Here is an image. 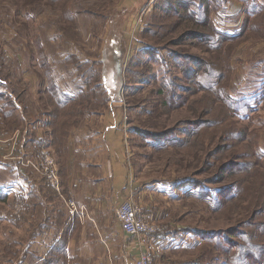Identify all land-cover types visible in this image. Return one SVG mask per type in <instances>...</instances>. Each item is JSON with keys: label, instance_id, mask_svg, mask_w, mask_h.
Here are the masks:
<instances>
[{"label": "rangeland", "instance_id": "1", "mask_svg": "<svg viewBox=\"0 0 264 264\" xmlns=\"http://www.w3.org/2000/svg\"><path fill=\"white\" fill-rule=\"evenodd\" d=\"M131 2L0 0V186L12 187L0 189V264H13L14 260H19L24 253V244L28 243L35 228L41 227L45 217L52 218V214L58 212L65 217L66 211L68 218L74 221L72 217L78 215L70 212V201L84 207L81 217L78 216L80 220H77L80 225L73 227L72 236L77 242L74 264H83L86 260L83 254L89 242L94 256H102L104 244L97 239L95 232L97 229L113 230L111 225L105 227V222L119 219L120 204L129 198L139 199L132 195L116 198L111 193L105 197L107 208H102L93 220L86 204L79 205L76 197L63 188L59 162L51 152L53 139L50 130L53 128L50 125L57 130L58 122L45 116V111L54 117L57 110L60 122L66 121L68 125L78 123L77 127L82 124V116L88 113L90 103L80 101L85 95H92L90 89L100 79V74L101 82L106 81V106L101 113L89 115L103 114L112 119L111 123L122 126L124 164L129 171H134L144 190L153 189L152 196L139 199L135 204L142 216L155 226V231L140 237L128 236L123 231L126 237L137 238L132 241L139 243L145 239L142 241L144 251L150 253L153 264H198L194 262L196 258L199 264H217L211 261L215 255H222L219 264L225 261L230 264L228 255L216 250L202 255L207 245L200 242L202 232L224 231L227 234H220L219 239L232 236L234 250L239 254L247 252L249 236L251 242L259 246L250 255L251 264H264V235L259 233H264V13L249 18L239 38L211 50L190 37L200 29L196 28L194 20L174 15L173 11L160 18V11L166 8L165 5L159 6L161 0H149L140 5L134 18L129 19ZM175 2L171 0L167 5L174 6ZM213 20L218 24L216 16ZM162 24L171 25L172 31L169 28L167 34L162 35L158 28ZM201 28L203 32H210L206 26ZM222 31L230 35L238 33ZM123 32L128 44L122 48L124 54L118 56L119 48L108 45L109 36L119 38ZM145 48H151L150 52L156 56H146L147 53L142 52ZM173 52L206 59L226 71L225 90L231 98H242L247 105L235 111L223 101L228 96L196 93L197 87H192L183 74V65L194 67V63L187 59H183L184 62L173 60L170 55ZM119 57L121 67L117 65ZM100 60L104 63L100 64ZM54 83L62 96V103L69 102L65 109H56L55 98L48 92ZM168 88H173L178 97L171 106L165 101L170 95ZM95 91L96 102H103L99 94L103 93L98 87ZM41 104L43 112L40 117ZM204 108L212 109L213 119L221 121L217 128L202 132V145L206 146L204 152H199L195 145L186 149H153V145L159 146L163 140L150 137L169 130L180 134V128H190L189 123H181L197 119L202 109V118L211 120L212 115ZM7 111L11 114L8 115ZM119 116L121 121L116 122ZM111 123H107L105 132L109 131ZM232 124L237 128L245 126L244 130L250 131V143L241 142L233 149L224 148L214 165H209L206 162L209 160L207 148L210 144L212 147L226 144L219 137L231 131ZM111 129H115L114 125ZM102 138L106 135L103 134ZM40 140L44 143H38ZM257 148L262 158L238 157L253 153ZM106 149L109 156L110 147ZM233 151L237 153L233 155ZM50 160L55 162L54 168L48 166ZM223 162H231L225 170L229 171L232 166L237 169L221 176L219 164ZM240 162L253 165L251 168L249 164L241 167ZM185 177L203 183L204 200L208 196L215 197L208 190L214 192L216 188H222L218 208H212L214 201L210 206L198 198L190 185L178 187ZM21 183L27 186V191L19 195ZM92 186L97 187L96 183ZM261 192L262 196H259ZM95 201L99 202L100 198ZM42 202L47 203V207ZM141 203H147L148 207H142ZM253 210L258 215L249 218ZM55 219L56 216L53 221ZM82 231H89L87 234H93V238L78 239L77 232ZM159 244L160 250L162 246H169L165 253H154L157 249L154 247ZM211 247L215 248L213 244ZM140 253L141 250L137 251V255ZM58 264H64L61 257Z\"/></svg>", "mask_w": 264, "mask_h": 264}, {"label": "crops", "instance_id": "2", "mask_svg": "<svg viewBox=\"0 0 264 264\" xmlns=\"http://www.w3.org/2000/svg\"><path fill=\"white\" fill-rule=\"evenodd\" d=\"M148 1L132 0L129 8V12L131 13L129 19L134 18L135 14L140 9V5H144ZM222 10L224 11L222 12ZM262 13H264V0H227L222 8L212 13V19L213 16H216L218 22V24L214 22L216 28L221 30L225 29L228 32L234 33L235 31L238 32L237 30L243 31L246 22L248 25L249 18L261 15ZM237 20H240V23H238L239 21L237 22ZM72 21L74 22L75 20L73 19ZM241 24L242 27H240ZM122 37L119 36V38H116L115 36L110 38L109 36L110 41L108 45L113 48L118 47L119 54L122 47H127L128 44L124 32ZM119 54L117 55L120 56ZM99 62L100 64L104 63L103 60ZM104 84L106 85V81ZM54 85L57 84L54 83ZM105 106L106 105H102L101 107H97V109L94 108V111L88 108V113L82 116V124L77 127L76 125L78 123H71L68 125L66 121L60 122L57 110L55 118L50 113H44L45 116H50L51 119H56L58 122L57 130H55L54 125H50V127L52 126L53 128V130H50L53 139L51 142V152L54 158L56 157L57 163L59 162V174L61 176L60 179L63 181V188L69 190L70 193L76 197L79 205L86 204L89 215L93 220L96 214L101 213L102 208H107L108 203L106 204L105 197L111 196V193H114L116 198H121L124 195H132L135 199L139 198L140 200L153 195V189L144 190V188L140 186L138 178L135 177L134 171H129L124 164L125 156L122 154L123 144L120 132L122 126H120L119 123H111L112 119L105 118L103 114L89 115V113H101ZM61 107L64 108H59V106L56 105V109H65V107H68V104ZM40 109H43L42 104L40 105ZM38 114L41 117V111H39ZM106 116L109 118V115ZM39 120H41V118H39ZM116 120V122H120L121 117H117ZM109 121L114 125L115 129H111L113 127V125H111L110 129L106 127L109 131L105 132L104 128ZM60 124L68 126L65 130L66 134H61ZM92 127L91 135H88ZM103 134L106 135V138H102ZM42 143H44L43 140ZM107 147H110L111 151L109 156L107 155ZM94 183H96L97 187L92 186ZM3 187H5L6 190L12 188L6 185L0 186V189H3ZM24 191H27V186L21 183L19 195L24 194ZM98 198H100V201H95V199ZM148 201L149 200H147V202ZM44 203L45 202H42V204ZM46 205L47 203H45V206ZM142 205L148 207L147 203L146 205L141 203V206ZM77 215L81 217V213ZM55 216L56 219L53 221ZM78 216L72 217V219L74 221L80 220ZM74 221L68 218L66 211L65 217L59 214V212L57 214H52V218L45 217L41 227H39L38 230L35 228L31 236L29 234L30 239L27 241V246L24 244V253L20 255L18 258L19 260H14L12 263L58 264L59 258L61 257L64 264H74L76 254L74 249L76 247L75 243L77 242L75 241V236H72L73 227L80 225V222ZM107 225H111L113 230L102 231L97 229L98 232L94 231L97 234V239L102 241L101 243L106 246L102 244L105 248L102 252L103 255L101 256V254H99L98 256H94L91 243L89 242L86 244V251L84 254L82 253L86 258L83 264H135L136 258L140 255H137V251L141 250V252H144L145 248L142 241L146 240L143 239L139 243L136 240H134V242L132 241L137 238H133L132 240L127 238L117 218H114L112 221H106L105 227H107ZM87 233H89V231L77 232L79 235L78 239L81 237L84 239H92L93 234L88 235ZM202 241L203 239H201L200 242ZM167 245H170L169 242H167ZM167 248H169V246H162V250H160L159 244L154 247V249H156L154 253L156 251L165 253ZM72 250L73 258L71 257ZM106 255L109 257L106 258ZM225 262L228 263V261ZM225 262H222V264ZM217 264H219V262Z\"/></svg>", "mask_w": 264, "mask_h": 264}, {"label": "trees", "instance_id": "3", "mask_svg": "<svg viewBox=\"0 0 264 264\" xmlns=\"http://www.w3.org/2000/svg\"><path fill=\"white\" fill-rule=\"evenodd\" d=\"M49 2H56L59 0H48ZM171 0H161L160 5H165V9L162 8V14L159 15L160 18H163L164 16H168L170 15V13L173 11L174 15H177L179 17H185L187 19L190 20H194L195 26L196 28H200L198 29V32L195 30L193 33H191V38H194V40L198 41L201 45H206L209 49L211 50H217L220 47H223L222 45L227 42L230 43L231 41H234L235 39L239 38L241 33L243 31H238V33L230 35L225 31H222L221 29L216 28V26L214 25V21L212 19V13L220 8H222V6L225 4V2L227 0H176V5L172 6L171 4L167 5V3H169ZM60 7H63L61 5H59ZM160 10V9H159ZM210 29V32H203L201 27H205ZM160 30H162V35L167 34L169 28H171L170 31H172V26L171 25H160L158 27ZM159 32V31H158ZM123 48V47H122ZM167 49V48H164ZM151 48H145L142 52L147 53L146 56L148 55H152V56H156V53L153 55L150 52ZM124 54V50L121 49L120 52V56H122L121 54ZM150 53V54H149ZM172 59L175 61H182L184 62L183 59H187L186 61H190V63H194V67H192V65H190L189 67L186 65H183V74L185 75V78L187 80H190L192 87H197V92L199 91L203 94H216L219 95L220 97H224V96H228L225 98L224 103L225 105L229 108L230 106H232V110L238 111L239 107H244L246 102L242 99V98H238V99H234L231 98V96L227 93V89L225 90V86L224 84H226V80H227V72H223L221 68L215 66L214 64L212 65L209 61H207L206 59L203 58H193V57H189V56H183V53H176L173 52L170 54ZM181 62V63H182ZM123 63V62H122ZM78 64H81L80 62H78ZM117 65H119V67H121V61H120V57L118 59ZM195 69H197V72H195ZM196 73V74H195ZM195 74V75H194ZM226 74V76H225ZM90 78V77H89ZM88 78V79H89ZM101 74H100V79L98 81H95V86L93 88L90 89V92H92V95H85L84 99L80 102H88L90 103V106L88 108L91 109V111H94L93 109H97V107H101L102 105H106L105 103V99H106V94H107V90H106V85H104L103 82H101ZM89 83V87H91V83ZM98 87L99 92L101 91L103 93V95L101 93H99L103 99V102H96L94 93H97L95 91V88ZM54 98L56 101V104L59 106V108H64L61 106H64L66 104H69V102H64L62 103V96H60V94L56 91V88L54 86V84L49 86V91H48ZM168 93L169 98H166V104L171 106L174 104V101L176 99H178V97L176 96V94L174 93V89H169L168 88ZM72 100V99H71ZM73 101H79L77 99H74ZM187 102V100H186ZM243 102V103H242ZM176 103V101H175ZM185 103V102H184ZM242 105V106H239ZM247 105V104H246ZM87 108V109H88ZM204 110L206 112H209L210 115H212L213 110L212 109H207L204 108ZM201 111V110H200ZM203 111V109H202ZM201 111V112H202ZM43 112V111H41ZM47 113H49L48 111H45ZM201 112L199 113V117L193 121L188 122V120L186 122H182L181 124H190V128H180V134L179 133H175L172 130L165 132V134L162 135H156L155 137H150V138H155L158 139V137L162 138L163 142L159 145V146H154L153 145V149H155L156 151H162V150H167V149H186L188 147L194 146L197 150H199V152H204L206 149L205 145H202V132L205 129H212L213 127L217 128L219 126V124L221 125V121H215L213 119V115H212V119L208 120V119H204L202 118V114ZM7 114H11V112L9 113V111H7ZM56 116H54L55 118ZM234 120V119H232ZM236 126V124H232L231 126V131H226V135L222 134L219 137L220 141H224V145L219 144L218 146L212 147L213 144H210L209 147L206 150V156L209 159L208 162L209 165L213 166L215 163V159L217 157V155H219V153L224 149V148H228V149H233L235 148L236 145H238L241 142H245L246 145H248L250 143V139L248 138L250 136V131L248 132V130H244L245 126H242L241 128H237L234 127ZM60 128V132L61 134H66V129L68 126L66 125H59ZM55 134V132H54ZM56 135V134H55ZM147 136H149L148 134H146ZM198 139V140H197ZM38 143H42V140L38 141ZM237 153L235 151H233V155ZM239 158H244V157H260L262 158V155L259 151V149L257 148L256 150H254L253 153H243L241 154V156H238ZM213 160V161H212ZM231 162H223L222 164H219V170L221 171V176H223L228 170H225L227 167H229L228 165H230ZM240 162V166H247L248 164L250 165L249 167L251 168V166L253 165V163H244ZM242 164V165H241ZM226 167V168H225ZM230 170L228 172H232L234 170H236L237 168L235 166H232L231 168H229ZM185 185H190L193 189H195L196 194L198 198L203 199L204 197V185L201 181H198L194 178L191 177H185L183 178L181 184L178 187H183ZM222 188H216V190H208V192H212L214 193L215 197L213 196H208V198H205V202L208 204L210 203V206H212V203L214 201L215 205L212 206L213 209L218 208V203L220 201L219 199V192L222 191ZM256 192H259L258 190H255ZM217 193V195H216ZM221 193V192H220ZM259 196H262V192L259 193ZM228 198H230V196L228 195ZM209 199V202L208 200ZM260 212V210H259ZM258 212H256L255 210H253L252 214L250 215L249 218H253ZM247 218V219H249ZM251 221V220H249ZM248 221V222H249ZM203 234V241L205 243H207L206 247H205V251L202 254L203 256L211 253L212 250H216L222 254H226L228 255V259L230 258V264H251V253L252 251H255L259 248L258 244H253L251 242L250 237L248 236L246 240V250L247 252H242V254H239L235 252V246H234V242H231L233 239L232 236H228V238L226 239H219V235L220 234H227L226 232L222 231H208L207 232H202ZM260 234L264 235V233L259 232ZM259 234V235H260ZM214 245L215 248L213 249L211 247V245ZM255 246H258L257 248H254ZM245 248V245L244 247ZM234 251V252H233ZM264 251V250H263ZM264 254V252H262ZM237 254V257H236ZM246 254V259L244 258ZM200 256V257H203ZM222 255H218V256H213L214 259H211V261H214L216 263H218L219 259L221 258ZM212 257V256H211ZM197 260H194L195 263L199 264V259L196 258ZM213 263V262H212ZM211 263V264H212ZM226 264H228L227 262H225ZM214 264V263H213Z\"/></svg>", "mask_w": 264, "mask_h": 264}, {"label": "built area", "instance_id": "4", "mask_svg": "<svg viewBox=\"0 0 264 264\" xmlns=\"http://www.w3.org/2000/svg\"><path fill=\"white\" fill-rule=\"evenodd\" d=\"M146 12L144 9L143 14ZM138 23V22H136ZM47 158V152H45ZM51 159V158H50ZM52 168L55 167V162L50 160L48 163ZM49 166V167H50ZM55 171V170H54ZM68 207L73 215L83 213V206L79 207L74 201L68 202ZM124 233L131 237L147 236L155 231V226L147 221L140 212V209L135 204L133 198L123 201L117 211ZM135 264H153L150 253L147 251L141 252L137 257Z\"/></svg>", "mask_w": 264, "mask_h": 264}]
</instances>
